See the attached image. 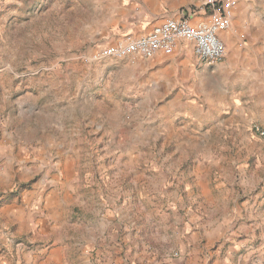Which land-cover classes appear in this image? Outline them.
<instances>
[{
    "label": "rangeland",
    "instance_id": "obj_1",
    "mask_svg": "<svg viewBox=\"0 0 264 264\" xmlns=\"http://www.w3.org/2000/svg\"><path fill=\"white\" fill-rule=\"evenodd\" d=\"M121 1L0 0V253L11 264L18 252L36 264H161L154 258L166 254L182 264H264V92L232 100L233 62L209 68L196 57L180 94L129 87L130 72L115 67L142 56L102 52L132 37L99 35L125 25ZM263 1L251 17L264 19ZM256 49L252 70L240 72L264 80V44ZM49 202L58 227L44 237ZM216 205L223 237L208 226ZM188 207L204 212L198 221L211 233L195 245L179 228L194 225ZM8 208L35 212L36 225L19 227Z\"/></svg>",
    "mask_w": 264,
    "mask_h": 264
},
{
    "label": "crops",
    "instance_id": "obj_2",
    "mask_svg": "<svg viewBox=\"0 0 264 264\" xmlns=\"http://www.w3.org/2000/svg\"><path fill=\"white\" fill-rule=\"evenodd\" d=\"M121 7H125L128 12V15L124 18V24L121 25H112L107 24L101 28V32L99 35L105 34L108 30L109 35L112 33L118 34L120 36H130V37H139V35L147 34L148 31L152 30L155 25L160 24L167 18L174 19H182L188 17L189 20L195 24L200 21H207L210 19L211 9L210 7L203 6L201 0H124L120 2ZM256 4V0H236V4L233 9V19L231 23V27L229 30L221 31L219 36L221 40L225 43L227 48V54L223 61L217 64L209 65L202 64L205 67L209 68H224L228 61L233 62L235 65V72H225L228 76L229 81L234 85L232 89H229L226 93L230 95L232 100L237 102H244L247 100L245 97H250L257 92H264V80L261 79L256 72H240V70L247 71L248 67L252 70L253 64L256 60V52L258 51V47L264 44L263 36H264V19L263 17H251L249 14L252 11ZM264 7V1H263ZM123 19V18H122ZM121 19V20H122ZM246 27V32L248 34V41L251 45H249V50H242L239 43H237V33L238 30L242 28V26ZM103 30V31H102ZM116 37H118L116 35ZM116 39V38H115ZM195 55V56H194ZM195 45L191 41L181 40L173 53H167L165 51H159L155 56L151 58H142V57H130L126 64L117 66L115 68H125L130 72L129 82L127 84L129 87H140V90H148L157 94H171V93H182L183 89L181 88L183 84L181 81L183 79V72L185 77H189L188 74L190 72H197L194 70V62H195ZM104 67V70L110 69L112 66L110 64L106 65H98ZM252 67V68H251ZM228 69L227 67H225ZM103 72V71H102ZM105 72V71H104ZM131 77V78H130ZM191 77V76H190ZM187 82V80H186ZM110 84H113V81H109ZM195 92H201L197 83H194ZM240 85L241 87L236 88L235 86ZM188 86V83H186ZM245 87L244 90L242 88ZM203 92V91H202ZM167 100L170 97L166 98ZM1 148V146H0ZM1 180V176H0ZM204 186L203 195L205 198L209 197V200H215L214 192L211 190L205 181L201 182ZM56 205L55 202H49V209L46 215L42 216V225L45 228L50 229L49 232H41L44 237H50L51 233H54L57 230L58 222L53 216L55 209L51 208ZM61 205V204H60ZM192 212V221L193 226L189 225V229L182 228V234L185 236L186 234V242L187 244L195 245V241L198 240L199 236L206 235L208 238L211 235L209 231H207L208 227H204L199 223V219L206 220L204 216V212L195 213L190 207H188L187 212ZM8 214L10 212L14 215L15 221H18V226L24 225H36V221L38 220V216L35 212L25 213L22 208H8L6 210ZM213 219L207 222L209 229L213 232V234H217L219 236H226L225 234L229 230L226 226L227 220L224 214L220 212V208L216 205L213 208ZM206 216V214H205ZM120 216L115 217L113 220L117 221V224L121 225L123 223L119 220ZM116 224V223H115ZM176 224V223H174ZM126 226V224H124ZM206 226V225H205ZM128 227V226H127ZM207 228V229H206ZM4 234V232H3ZM36 235H41L36 233ZM129 235V233H127ZM180 235V232H179ZM180 237V236H179ZM204 237H202L203 239ZM43 239V238H42ZM165 239L167 237L165 236ZM201 239V240H202ZM4 243V240H1ZM182 244L185 246L184 241ZM208 244V243H207ZM125 248H129V244L125 245ZM51 255L62 257L64 250L62 247L56 248L51 251ZM182 253V252H181ZM0 264H11L8 258L9 256L0 253ZM14 259H18V264H36L37 261L34 262L33 258L26 254H21L18 252L15 254ZM23 259V260H22ZM161 264H174V261L178 262V264H182V258L168 259V255L165 257L158 256L154 258V261ZM33 260V261H32ZM24 261V262H23Z\"/></svg>",
    "mask_w": 264,
    "mask_h": 264
},
{
    "label": "built area",
    "instance_id": "obj_3",
    "mask_svg": "<svg viewBox=\"0 0 264 264\" xmlns=\"http://www.w3.org/2000/svg\"><path fill=\"white\" fill-rule=\"evenodd\" d=\"M201 1L211 8L209 20L193 24L188 17L168 18L145 35L106 47L102 56L117 59L127 56L151 58L159 51L170 53L181 40H187L194 43L198 62L209 65L220 63L226 57L227 48L218 34L231 27L236 0ZM179 255V252L175 253V256Z\"/></svg>",
    "mask_w": 264,
    "mask_h": 264
},
{
    "label": "bare ground",
    "instance_id": "obj_4",
    "mask_svg": "<svg viewBox=\"0 0 264 264\" xmlns=\"http://www.w3.org/2000/svg\"><path fill=\"white\" fill-rule=\"evenodd\" d=\"M225 31V30H224ZM220 33V32H219ZM218 36H219V34H218ZM220 37V36H219Z\"/></svg>",
    "mask_w": 264,
    "mask_h": 264
}]
</instances>
